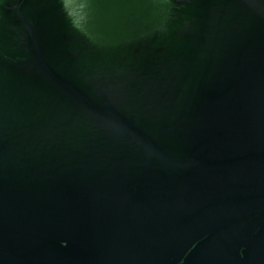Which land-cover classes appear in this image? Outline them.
Segmentation results:
<instances>
[{
    "label": "water",
    "instance_id": "water-1",
    "mask_svg": "<svg viewBox=\"0 0 264 264\" xmlns=\"http://www.w3.org/2000/svg\"><path fill=\"white\" fill-rule=\"evenodd\" d=\"M0 264H264V0H0Z\"/></svg>",
    "mask_w": 264,
    "mask_h": 264
}]
</instances>
